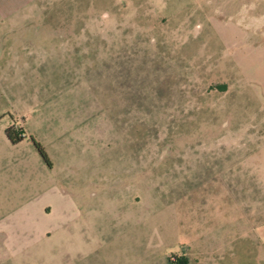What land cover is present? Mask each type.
<instances>
[{"label":"rangeland","instance_id":"rangeland-1","mask_svg":"<svg viewBox=\"0 0 264 264\" xmlns=\"http://www.w3.org/2000/svg\"><path fill=\"white\" fill-rule=\"evenodd\" d=\"M259 182L264 0H0V264H264Z\"/></svg>","mask_w":264,"mask_h":264},{"label":"trees","instance_id":"trees-1","mask_svg":"<svg viewBox=\"0 0 264 264\" xmlns=\"http://www.w3.org/2000/svg\"><path fill=\"white\" fill-rule=\"evenodd\" d=\"M5 135H6V138L9 142L11 143H15L17 142L21 137L18 136V132L12 130V129H9L7 128L5 130ZM36 146V149L39 153V155L41 156V158L44 160V162L49 165V162L48 161H45L46 160V157H45V154L43 153L42 149L39 147V145H35Z\"/></svg>","mask_w":264,"mask_h":264},{"label":"crops","instance_id":"crops-1","mask_svg":"<svg viewBox=\"0 0 264 264\" xmlns=\"http://www.w3.org/2000/svg\"><path fill=\"white\" fill-rule=\"evenodd\" d=\"M48 166V165H47ZM255 185V184H254ZM257 187H256V185H255V188H257V190H258V188H260L261 187V189H262V186L261 185H263V191H264V183L262 184V183H257ZM264 193V192H263ZM254 197L252 196V199H253ZM251 204L252 205H254V204H257V206L258 207H261V208H259V209H262L263 207H262V205H261V203H259L258 201H251ZM255 212H257V210H254ZM262 212H264V210H261ZM257 228H260V226H257ZM44 229V226H43V228L41 229V231ZM5 254V253H4ZM3 254V255H4Z\"/></svg>","mask_w":264,"mask_h":264}]
</instances>
